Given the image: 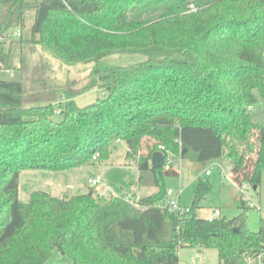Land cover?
<instances>
[{
  "label": "trees",
  "instance_id": "1",
  "mask_svg": "<svg viewBox=\"0 0 264 264\" xmlns=\"http://www.w3.org/2000/svg\"><path fill=\"white\" fill-rule=\"evenodd\" d=\"M32 10L31 38L14 39L10 31L23 30ZM14 42L70 64L95 62L104 96L84 107L60 103L57 119L42 84L35 91L0 78V264H47L54 249L68 264H178L183 247L247 264L261 250L264 228L249 229L247 213L199 214L212 188L201 179L191 206L160 208L166 178L180 172L151 166L157 146L140 153L146 136L168 129L181 158L225 157L238 186L259 188L264 126L251 110L264 98V0H0V66L8 70ZM113 54L146 58L103 66ZM27 66L22 55L19 69ZM118 141L125 163L136 161L139 185L157 188L139 206L95 190L61 198L39 190L20 200L23 170L108 160ZM240 201L252 209L241 193Z\"/></svg>",
  "mask_w": 264,
  "mask_h": 264
},
{
  "label": "rangeland",
  "instance_id": "2",
  "mask_svg": "<svg viewBox=\"0 0 264 264\" xmlns=\"http://www.w3.org/2000/svg\"><path fill=\"white\" fill-rule=\"evenodd\" d=\"M34 10L30 11L26 26L18 36L17 29L10 31L14 39H29L32 36L31 26L34 21ZM7 47H10L8 40ZM11 65L9 71L0 66V78L23 80L25 84L36 91L41 84L45 92L50 93L55 98L56 110L60 109V103L64 104L69 100H74L77 105L84 107L103 97L104 92L100 87V75L93 73L96 68L95 62L91 63H66L51 53L42 50L41 46L31 44H21L14 42L11 45ZM24 51V52H23ZM28 61L26 69H19L16 64L21 65V56ZM142 54H113L102 61L105 67L125 66L144 60ZM36 81V82H35ZM49 88V89H48ZM52 93H51V92ZM252 107L251 115L255 122L264 126V98ZM60 119L61 114L55 113ZM160 131V130H159ZM153 132L146 136L140 158L144 159L151 148L163 144L173 153L172 164L179 170L178 176L166 178L167 188L175 190L181 189L180 204L191 206L196 194L198 180L201 179L212 185L211 191L206 194L201 201L199 214L203 217L215 215L216 210H220L221 216L233 218L241 213H247L246 224L249 229L259 231L264 228V174L259 188H250L248 195L252 197L258 207L244 209L240 201V190L238 185L231 178L232 166L225 157L210 159L204 162L192 161L190 158H181V149L174 147L169 139V130L162 129L160 132ZM181 146V145H180ZM112 154L108 160L95 161L74 168L52 170V169H25L20 174L19 197L22 202H28L34 191H46L55 197H63L66 194H83L91 190L100 193L106 192V198L130 197L129 202L139 206L140 198L150 195L157 190L153 185H139L140 171L136 161L131 165L126 164V144L118 141L112 149ZM209 171V173H208ZM99 179L100 186H94L90 179ZM165 200V199H164ZM66 259L58 249H54L53 254L47 264H68ZM178 264H224L219 259L217 249H203L183 247L179 250ZM247 264H255L249 261Z\"/></svg>",
  "mask_w": 264,
  "mask_h": 264
},
{
  "label": "built area",
  "instance_id": "3",
  "mask_svg": "<svg viewBox=\"0 0 264 264\" xmlns=\"http://www.w3.org/2000/svg\"><path fill=\"white\" fill-rule=\"evenodd\" d=\"M17 33H18V36H21L22 29L18 28L17 29ZM56 112L60 113L61 110L58 109V110H56ZM158 150H161V151H163L165 153V165L170 166L172 164V162H173V153H171L169 151V149H167V147L165 145H163V144L158 146ZM95 158H97V156H95ZM208 173H209V171H208ZM90 182L94 186H100V184H101V181L99 179H95V178L90 179ZM252 187H253L252 185L247 184V183H243L241 186L240 185L238 186V188L240 190V193L242 195V198L244 199L246 204L249 207H258V205L255 202H253L252 197L250 195H248V193H247L248 190L250 188H252ZM99 191H100L99 194L101 196H105L106 195V192L104 190H99ZM181 194H182V190L181 189L175 190L173 188H168L165 200L162 201L158 206L160 208L168 206L174 211L181 210L182 209V205L180 204ZM129 198L130 197H127L125 199L127 201H129L130 200ZM219 215H221L220 210H216L215 215L211 216L210 218H214V217L219 216ZM249 261H253L255 264H264V246L261 248V250L259 252L249 256L248 257V262Z\"/></svg>",
  "mask_w": 264,
  "mask_h": 264
},
{
  "label": "water",
  "instance_id": "4",
  "mask_svg": "<svg viewBox=\"0 0 264 264\" xmlns=\"http://www.w3.org/2000/svg\"><path fill=\"white\" fill-rule=\"evenodd\" d=\"M151 166L154 168L165 166V153L163 151L157 150L153 153L151 158Z\"/></svg>",
  "mask_w": 264,
  "mask_h": 264
},
{
  "label": "crops",
  "instance_id": "5",
  "mask_svg": "<svg viewBox=\"0 0 264 264\" xmlns=\"http://www.w3.org/2000/svg\"><path fill=\"white\" fill-rule=\"evenodd\" d=\"M17 65V67H19L20 66V64L18 63V64H16ZM10 71V70H9ZM211 216H213V215H210L209 217H211Z\"/></svg>",
  "mask_w": 264,
  "mask_h": 264
}]
</instances>
